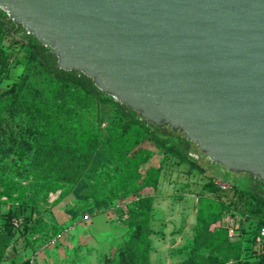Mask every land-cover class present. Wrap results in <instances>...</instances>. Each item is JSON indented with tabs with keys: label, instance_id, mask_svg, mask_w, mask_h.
<instances>
[{
	"label": "water",
	"instance_id": "95a60500",
	"mask_svg": "<svg viewBox=\"0 0 264 264\" xmlns=\"http://www.w3.org/2000/svg\"><path fill=\"white\" fill-rule=\"evenodd\" d=\"M0 7L52 48L59 68L83 72L142 119L182 132L228 172L264 182V0Z\"/></svg>",
	"mask_w": 264,
	"mask_h": 264
},
{
	"label": "rangeland",
	"instance_id": "374dc122",
	"mask_svg": "<svg viewBox=\"0 0 264 264\" xmlns=\"http://www.w3.org/2000/svg\"><path fill=\"white\" fill-rule=\"evenodd\" d=\"M7 16L0 18V94L19 78L26 64L40 60L33 35L22 24H14L8 13ZM44 86L46 81H37L39 90ZM15 107L1 109L4 121L0 122V132L3 125L11 137H19L23 122L31 115ZM90 112L102 120L93 129L100 143L107 142L117 128L131 132L133 118L148 123L137 112L136 117L125 116L114 103H102L94 97ZM146 132L135 131V138L140 139L138 148L145 152L136 161L112 163L101 152L91 172L100 174L99 180L90 174L78 183L65 182L60 189L38 196L39 183L28 185L35 180L32 174L28 180L16 174L15 180L21 184L15 188L0 181V264H25L30 258L35 259L34 264H119L126 256L122 253L125 238L134 231L136 235V230L141 232L143 224L150 247L147 257L143 249L139 250L138 264H216L217 259L232 264L249 257L250 251L234 248V239L226 233L227 227L240 225L241 230L237 228L236 232L251 241L258 225L246 220L247 213H241L247 208L251 214L256 211L252 204L240 199L234 184L264 190V182L247 172H228L201 153L195 143L190 150H195L192 157L196 162H179L173 153L178 150L171 140L163 148L159 143L162 138L156 141L150 136L152 127L149 134ZM174 134L183 136L178 131ZM3 138L7 146L8 136L4 134ZM166 149L172 151L167 153ZM11 160L7 157L0 161V174L15 173L11 171ZM152 166L162 168L157 185L143 186L145 173ZM125 190L129 193L121 198ZM116 195L118 200L114 199ZM258 195L262 198L264 192ZM110 198L114 199L111 204ZM221 200L229 205L225 211ZM221 212L226 213L222 216ZM12 213L21 220L18 229L11 228ZM206 226V231L212 233L211 241L198 247L197 243L207 238L203 229ZM133 248L134 252L138 247Z\"/></svg>",
	"mask_w": 264,
	"mask_h": 264
},
{
	"label": "trees",
	"instance_id": "16d2710c",
	"mask_svg": "<svg viewBox=\"0 0 264 264\" xmlns=\"http://www.w3.org/2000/svg\"><path fill=\"white\" fill-rule=\"evenodd\" d=\"M3 17L8 18L7 13L5 10L0 9V18ZM14 24L18 27L21 26V24L15 22ZM29 35L32 36L33 34ZM33 38L40 60L35 61L33 64H26L19 78L0 94V122L4 121L1 115L3 107H6L9 111L8 106H16V111L31 113L29 118L23 122L22 126L24 125V127L21 128L22 131H19V137H11L8 128L3 125L1 127L0 161L12 157L10 167L11 171L15 172L13 174H10V172L1 173L0 181L3 180L1 184H9L15 188L21 184L20 182L17 184L18 182L15 179L18 176L16 177V174L19 173L18 175L25 180H28L30 174H32L35 180L28 185L39 183L36 190V196H38L40 193L47 195L50 191L60 189L65 182L78 183L90 174H93L94 178L99 180L100 174L96 175V173L91 172L95 171L93 163L101 152L112 163L136 161L145 152L138 148L140 139L135 138V131L142 129L149 134V128L151 127L154 132H151L150 136L156 141H160V138H162L163 140L159 143L163 148H165L164 144L166 142L172 141L174 147L178 150V152L173 151V153L180 159L179 162H196V159L190 155L192 143L185 136L176 135L173 130L169 132L166 127H158L150 122L147 125L139 122L136 111L119 101L115 102L111 95L96 86L93 78L79 70L59 68L58 57L52 52L51 48L43 46L34 35ZM39 80L46 81L43 90H39L37 87V81ZM30 94H34V97H29ZM93 97L98 98L102 103H114L120 114L136 117L130 122L131 132L126 133L125 130L117 128L107 142L100 143L93 129L97 124H101L102 120L95 113L91 114L90 112V103ZM4 134L8 136L9 143L7 146L2 143L5 142ZM171 151L172 149H166L167 153ZM106 164L107 161H104L103 165ZM161 170V166L150 167L145 173L143 186H156ZM22 172L26 175H20ZM225 175L228 180L235 182L229 174ZM234 185L240 192V199L252 204L256 211L251 214L247 208V212L241 210V213L243 215L247 213L248 218L246 220L256 221L258 225L254 230L251 241L244 239L241 232V234H238V232L231 237L228 227L226 228L228 238L234 239L232 240L234 248L238 246L250 251L249 257L232 264H264V239L258 240L261 228L264 226V197L261 196L262 198H260L258 194L264 192V190L255 186L256 189L254 190L248 186ZM128 193L125 190L121 198ZM118 198L116 195L114 199L118 200ZM114 199L110 198L108 203L111 204ZM220 203L224 211L229 208V205L223 200ZM225 213L222 214L221 212L222 216ZM15 214L12 213L9 217L12 216V220L19 218ZM11 223V228H20L15 226L13 222ZM208 223L209 221L206 222V225ZM140 227L141 232L136 230V235L134 231L129 237L125 238L122 253L126 256L119 264H138L140 262L139 250L142 249L144 257L148 256L149 233L145 232L146 227L144 224ZM25 228H27L26 225ZM206 228L207 226L203 229L207 238L197 243L198 247H204L211 241L209 238H211L212 233L206 231ZM238 229L241 230L240 225ZM134 245H137L138 248L133 252ZM31 259L26 260L25 264H31ZM216 264L226 263L217 259Z\"/></svg>",
	"mask_w": 264,
	"mask_h": 264
},
{
	"label": "built area",
	"instance_id": "2783aa9c",
	"mask_svg": "<svg viewBox=\"0 0 264 264\" xmlns=\"http://www.w3.org/2000/svg\"><path fill=\"white\" fill-rule=\"evenodd\" d=\"M191 156H194V154L190 153ZM15 226L19 227L20 224H21V220L19 218H14V222ZM238 227V226H237ZM236 226H229L228 229H229V235L231 237L235 236L237 234L236 232V229H237ZM264 239V226L261 228V231H260V234L258 236V240H262ZM35 262V259L32 258L31 259V264H34Z\"/></svg>",
	"mask_w": 264,
	"mask_h": 264
}]
</instances>
